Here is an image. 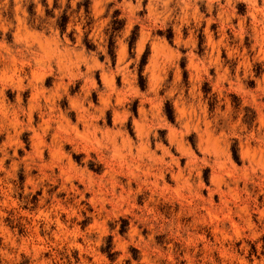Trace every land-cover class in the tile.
I'll list each match as a JSON object with an SVG mask.
<instances>
[{"label": "rangeland", "instance_id": "rangeland-1", "mask_svg": "<svg viewBox=\"0 0 264 264\" xmlns=\"http://www.w3.org/2000/svg\"><path fill=\"white\" fill-rule=\"evenodd\" d=\"M0 264H264V0H0Z\"/></svg>", "mask_w": 264, "mask_h": 264}]
</instances>
